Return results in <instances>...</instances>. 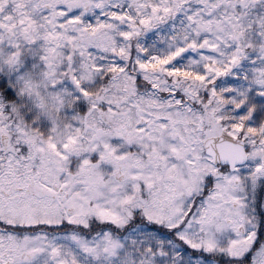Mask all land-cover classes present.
Returning a JSON list of instances; mask_svg holds the SVG:
<instances>
[{"label": "snow or ice", "instance_id": "6c2138e0", "mask_svg": "<svg viewBox=\"0 0 264 264\" xmlns=\"http://www.w3.org/2000/svg\"><path fill=\"white\" fill-rule=\"evenodd\" d=\"M0 264H264V0H0Z\"/></svg>", "mask_w": 264, "mask_h": 264}]
</instances>
